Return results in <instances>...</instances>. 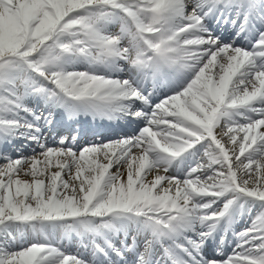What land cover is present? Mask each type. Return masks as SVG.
<instances>
[{"label":"snow or ice","instance_id":"1","mask_svg":"<svg viewBox=\"0 0 264 264\" xmlns=\"http://www.w3.org/2000/svg\"><path fill=\"white\" fill-rule=\"evenodd\" d=\"M0 264H264V0H0Z\"/></svg>","mask_w":264,"mask_h":264},{"label":"bare ground","instance_id":"2","mask_svg":"<svg viewBox=\"0 0 264 264\" xmlns=\"http://www.w3.org/2000/svg\"><path fill=\"white\" fill-rule=\"evenodd\" d=\"M212 27L216 30V32H219L218 28L215 26L214 23H211ZM112 31H118V27H113L112 28ZM226 36V35H225ZM237 43L239 44H245L246 42L244 40H239L237 41ZM122 75V74H121ZM70 123V121H67ZM111 123H114V122H111ZM123 122H121L122 124ZM93 126L96 125V127L92 128V130L87 131L84 126L82 127V131L80 132L81 134H77L79 132L77 131H72L71 130V127L70 128H67V130L65 131V133L63 134L64 136H78L79 138V145L78 147H81L82 145H84L85 143H90L91 141L92 142H98L99 139L101 138H109L111 137V135H117L118 134V130L116 131L115 130H112L110 125L107 123V121H100V120H96L94 122L91 123ZM108 124L109 127H105V125ZM100 126H103V128H100ZM117 128L119 127V125H116ZM61 129L58 130V132L60 131ZM93 132H96L95 135H93ZM57 133V132H56ZM55 135V133H54ZM19 141H16L13 145L9 146V150L13 151V152H17V149H19L20 151V148H18V143ZM48 142L51 144L53 142V135H49L48 136ZM100 142V141H99ZM15 145V149L12 150V147ZM25 149L27 151H31V149L33 148H28V147H25ZM249 223V218L248 216H244L243 218H240V226H246L247 224ZM244 226V227H245ZM229 236H230V233H229ZM74 239H77V238H74ZM64 248L65 250L68 252L70 249H72V244L68 243V244H64ZM78 253V252H76ZM79 253H83V251H80ZM225 254V253H224Z\"/></svg>","mask_w":264,"mask_h":264},{"label":"rangeland","instance_id":"3","mask_svg":"<svg viewBox=\"0 0 264 264\" xmlns=\"http://www.w3.org/2000/svg\"><path fill=\"white\" fill-rule=\"evenodd\" d=\"M129 132H130V128H128V127H124V126L122 125V126H121V130L119 131L118 135L112 136V137H110V138H108V139H106V138L101 139L100 142H104V141H108V140H115V139H118V138L122 137L123 135H125L126 133H129ZM58 136H59V135H58ZM58 136H57V137H58ZM100 142H91V143H87V144L85 143V144L82 145L81 147H83V146H85V145L92 144V143H100ZM18 143H19V144H18V147L20 148V152H22L24 155H31L32 150H33V149H31V151H30V153H29V151H27V150L25 149V147H28V148H29V147H30V148H35V147H36V146L33 145V144H28L26 141H19ZM22 145H23V147H21ZM14 147H15V146H14ZM14 147H12V149H14ZM7 151H8L10 154H16V152H13V151H11V150H8V149H7ZM113 170H115V169H113ZM239 224H240V218L237 219V222H236V224H235V227H233L235 231H239V230L245 228V227H244L245 225H244V226H240ZM231 236H232V234H231ZM232 239H233V237L231 238V240H229V244H228L227 246H224V248H223V253H225V254H224L225 257H226L227 255H231V254H232V249L234 248V245L231 243ZM72 245H73L74 249H73V250H70L68 253H70V254H76V252H80V251H83V252H84V249L81 247V244H80V241H79V240H77V241H73V242H72Z\"/></svg>","mask_w":264,"mask_h":264}]
</instances>
